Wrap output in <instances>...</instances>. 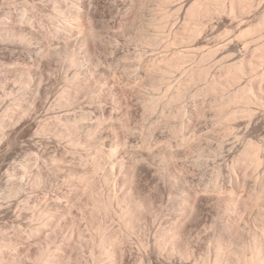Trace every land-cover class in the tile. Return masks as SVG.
Here are the masks:
<instances>
[{"label": "rangeland", "instance_id": "374dc122", "mask_svg": "<svg viewBox=\"0 0 264 264\" xmlns=\"http://www.w3.org/2000/svg\"><path fill=\"white\" fill-rule=\"evenodd\" d=\"M212 1L0 0V264L253 255L264 99L228 97L264 71V0L189 17L196 2L223 3ZM177 51L187 57L162 77L156 66ZM242 59L254 67L233 84Z\"/></svg>", "mask_w": 264, "mask_h": 264}, {"label": "bare ground", "instance_id": "6f19581e", "mask_svg": "<svg viewBox=\"0 0 264 264\" xmlns=\"http://www.w3.org/2000/svg\"><path fill=\"white\" fill-rule=\"evenodd\" d=\"M199 1V0H198ZM207 1V0H206ZM209 1V0H208ZM213 1H215V0H213ZM212 1V2H213ZM224 1L225 0H223V3H221V2H219L218 3V5L219 6H215L217 3H214V4H212L211 2V4L209 5L208 3L209 2H205V3H207L204 7H201L200 5L198 6V5H196L197 4V2L195 3V4H192V6H191V8L188 10L189 12H187L188 14H189V17H192V18H197V20H198V18H200L201 16H203V15H208V14H214V12H217L218 11V13H219V11H221V10H225V4H224ZM203 2H204V0H203ZM253 0H231L230 1V11H232V12H236L237 11V9H236V6H238V4H241L242 6H240V8H242L243 10L246 8H250V6L253 4ZM188 3V2H187ZM238 3V4H237ZM199 4V3H198ZM223 4H224V6H223ZM237 4V5H236ZM221 6V7H220ZM186 7V6H185ZM181 9V8H180ZM185 9V8H184ZM187 9H188V7H187ZM229 9V8H228ZM182 10V9H181ZM236 10V11H235ZM242 10V11H243ZM227 12V11H226ZM232 12H230V13H232ZM244 12V11H243ZM188 16V15H187ZM206 16H204V17H206ZM263 17H264V15H263ZM191 18V19H192ZM203 18V17H202ZM193 19V20H194ZM192 20V21H193ZM200 20V19H199ZM70 21V20H69ZM264 20H261V22H263ZM194 22H197V25H199L201 22H199V24H198V21H194ZM189 23H190V21H189ZM260 24H262V23H260ZM259 24V25H260ZM186 25H188V23L186 24ZM258 25V26H259ZM189 26V25H188ZM200 26V25H199ZM258 26H256V27H258ZM191 27V26H190ZM189 28V27H188ZM201 28V27H200ZM262 28V26L259 28V30ZM186 29V28H185ZM199 31L198 30V27L196 28H194L193 27V29H191V30H189V32L191 31L192 33H194L195 31ZM188 31V30H187ZM196 31V32H197ZM244 32V31H243ZM240 33H242V32H240ZM261 33V32H260ZM196 35V34H195ZM188 38H191V37H187V39ZM183 41H186V40H183ZM259 45H262V46H260V50L262 51L261 53H262V55L264 56V43L263 44H261V43H258ZM259 45H257V46H259ZM226 47V46H225ZM257 48H259V47H257ZM257 50V49H256ZM259 50V49H258ZM260 50H259V52H260ZM211 51V50H210ZM177 52H179V51H177ZM254 52H256V51H254ZM183 53V52H182ZM182 53L181 52H179V53H176L177 55H175L174 54V58H169V59H167V57H166V59H162L163 61L162 62H164L165 61V63L164 64H162L161 66L160 65H158V64H156V65H158V66H156V67H158L159 68V70H158V72L159 71H162V73H159V75L161 74V76L163 77V76H166V73H171V71H175V68L174 67H177L178 65H180V59L182 58V57H185V55H182ZM213 53V52H212ZM211 53V54H212ZM180 54V55H179ZM186 54V53H185ZM204 54V53H203ZM252 54H253V52H252ZM255 54V53H254ZM260 54V53H259ZM181 55H182V57H181ZM209 55V54H208ZM208 55H206V56H208ZM256 55V54H255ZM257 55H258V52H257ZM262 55H260V59L262 58ZM210 56V55H209ZM253 56V55H252ZM187 57V56H186ZM185 57V58H186ZM204 57V56H203ZM232 57H234V56H232ZM250 57V56H249ZM255 57V56H254ZM259 57V56H258ZM207 58V57H206ZM237 58V57H236ZM235 58V59H236ZM222 60H223V58H221ZM231 60H232V58H230ZM247 59V58H246ZM255 59H258L257 57L255 58ZM203 60H205L204 58H203ZM226 60V59H225ZM251 60V59H250ZM253 60V59H252ZM228 61V60H227ZM255 61V60H254ZM258 61H261V60H258ZM263 61V60H262ZM261 61V62H262ZM157 62V61H156ZM160 62V61H159ZM161 62V63H162ZM181 62H183V61H181ZM251 61H248V60H244V59H242V60H239V61H235V62H231L232 64L229 66V68H230V70H228L227 68V70H228V74H229V72H231L232 73V71H233V73H232V76H231V73H230V76L232 77V80H231V82L233 81L234 83H236L235 82V80H238L242 75H245L246 73H247V71L249 70V69H253V67H254V65H253V63H250ZM260 62V63H261ZM257 63V62H256ZM260 63L258 64V65H255L256 67L257 66H259L260 65ZM263 63V62H262ZM226 64V63H225ZM228 65V64H227ZM160 66V67H159ZM201 66V65H200ZM203 66V65H202ZM199 67V66H198ZM204 67H205V65H204ZM226 67V66H225ZM157 68V69H158ZM172 68H174V69H172ZM193 68V67H192ZM196 68V67H195ZM201 68V67H200ZM200 68H199V70H200ZM207 68V67H206ZM259 68V67H258ZM261 68V67H260ZM264 69V68H263ZM177 70V69H176ZM195 70V69H194ZM198 70V69H197ZM255 70H257V69H255ZM255 70H253V72L255 71ZM205 71H206V69H205ZM204 69H203V71H202V69H201V71H200V77L202 78V76H203V74H205L204 72ZM250 72L252 71V70H249ZM263 71V70H262ZM157 72V73H158ZM194 72V71H193ZM201 72H203V74H201ZM207 72V71H206ZM249 72V73H250ZM196 73H198V71H196ZM195 73V74H196ZM260 73H262V72H260L259 71V74ZM227 74V73H226ZM225 74V75H226ZM159 75H158V77H159ZM167 75H170V74H167ZM193 75V74H192ZM198 75H199V73H198ZM202 75V76H201ZM257 75H258V73H257ZM261 75V77H260V80L259 81H256L257 79L256 78H254V80L257 82L256 84H254V83H252V82H250V84H253V85H255V87L252 85V86H241V87H239V88H237V90H235V92L233 93L232 92V95L230 96L229 95V99H228V101H229V103L230 102H233L234 104H235V102L237 103V102H248L247 103V105L249 104V102L251 103L252 101L251 100H253L252 99V96H254V97H257L255 100H257L258 98L260 99V101L262 100V99H264V71H263V73L262 74H260ZM259 75V76H260ZM161 77V78H162ZM193 77V76H192ZM196 77H198L197 75H196ZM229 77V76H228ZM166 78V77H165ZM165 78H162V79H165ZM194 78H195V76H194ZM200 78V79H201ZM225 78V77H224ZM257 78H259V77H257ZM186 79V78H185ZM184 79V80H185ZM197 79V78H196ZM220 79V78H219ZM226 79H228L227 77L225 78V80ZM230 79V78H229ZM191 80V79H190ZM192 80H194L193 78H192ZM214 80H216V79H214ZM221 80V79H220ZM181 81V80H180ZM240 81V80H239ZM251 81V80H250ZM183 82H185V81H183ZM196 82H197V80H196ZM217 82V81H216ZM223 82V81H222ZM221 82V83H222ZM226 82H227V80H226ZM232 82V83H233ZM254 82V81H253ZM180 83V82H179ZM227 83H229V80H228V82ZM233 83V84H234ZM240 83V82H239ZM238 83V84H239ZM215 84V83H214ZM219 84V83H218ZM230 84V83H229ZM248 84V83H247ZM181 85V84H180ZM186 85V84H185ZM210 85V84H209ZM221 84H219V86H220ZM228 85V84H227ZM240 85V84H239ZM206 86H208V85H206ZM178 87H180L179 85H178ZM187 87V86H186ZM209 87V86H208ZM216 87V86H215ZM222 87V86H221ZM183 88H185V87H183ZM211 88H212V86H211ZM218 88V87H217ZM220 88V87H219ZM223 88V87H222ZM254 88H255V90H254ZM177 89V88H176ZM175 89V90H176ZM181 89V88H180ZM177 90V94L176 93H173V94H176V95H174V97H170V98H175V99H177L176 101H180L181 100V98H183V96H184V94L186 93V91L185 90ZM205 89H207V88H205ZM216 89V88H215ZM214 89V87H213V91L215 90ZM211 90V89H210ZM185 91V92H184ZM212 91V90H211ZM254 92V93H253ZM173 94H171V95H173ZM180 99V100H179ZM254 100V101H255ZM264 101V100H263ZM232 103V104H233ZM253 103V102H252ZM244 104H246V103H244ZM247 105H245V109L244 110H246L247 108H246V106ZM242 107H244V106H242ZM248 107V106H247ZM249 109V108H248ZM234 112V110H231V112ZM239 111V110H238ZM242 111V110H241ZM247 111V110H246ZM246 111H245V113H246ZM249 111V110H248ZM247 111V112H248ZM231 112H230V114H231ZM232 112V113H233ZM240 112V111H239ZM238 112V113H239ZM250 112H252V110H250ZM243 113V112H242ZM249 113V112H248ZM235 114H236V112H235ZM250 114V113H249ZM232 116L234 115V114H231ZM236 116V115H235ZM231 117V116H230ZM255 145V146H254ZM247 147L243 150L244 152V154H247V158L249 159V162L251 163V164H253V165H259L261 162H259L260 161V159H259V153H261L260 151H261V149H260V147H259V145H257L256 146V144H252L251 142L250 143H248V145H246ZM261 155V154H260ZM245 156V155H244ZM246 158V157H245ZM244 158V159H245ZM246 160V159H245ZM247 162H248V160H247ZM101 164V163H100ZM249 164V163H248ZM250 164V165H251ZM99 168H100V166H99ZM263 182H264V180H263ZM263 195V194H262ZM260 197V196H259ZM261 198V197H260ZM257 199H258V197H257ZM264 199V197H262V201H264L263 200ZM260 199H259V201H261ZM261 201V202H262ZM263 203V202H262ZM264 205V204H263ZM264 208V207H263ZM263 208H261V209H263ZM264 210V209H263ZM133 210H131L129 213L131 214V212H132ZM133 212H135V210L133 211ZM259 212H262V211H259ZM261 215H263V217H264V212H263V214H261ZM129 218V219H131V217H129L128 215L127 216H125V218ZM126 218V219H127ZM130 221V220H129ZM133 222V217H132V219H131V222L130 223H132ZM262 222V221H261ZM129 224V223H128ZM130 225V224H129ZM260 225V224H259ZM256 230H258L255 234H256V236H255V238H254V242H253V246H252V251H253V255L250 257V258H247L246 257V255L244 254L241 258H239L238 260H239V263H242V264H264V221H263V223H262V225L260 226V229H256ZM250 244V243H249ZM248 244V245H249ZM247 247V246H246ZM216 263H221V261L220 260H216Z\"/></svg>", "mask_w": 264, "mask_h": 264}]
</instances>
